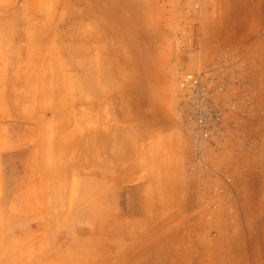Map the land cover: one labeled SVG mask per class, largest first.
I'll use <instances>...</instances> for the list:
<instances>
[{
  "label": "rangeland",
  "instance_id": "374dc122",
  "mask_svg": "<svg viewBox=\"0 0 264 264\" xmlns=\"http://www.w3.org/2000/svg\"><path fill=\"white\" fill-rule=\"evenodd\" d=\"M158 1L144 20L133 0H0V264L62 263L44 253L77 228L94 235L90 216L99 236L111 235L117 212L127 226L132 189L130 204L123 197L147 173L177 174L204 193L225 186L253 194L259 172L264 188V117L255 102L245 108L213 86L217 130L210 139L190 130L174 64L206 69L185 53L191 18L177 19L191 5ZM96 126L104 132H89ZM96 135L98 144H79ZM246 199L255 219V198ZM256 225L253 264H264ZM235 246L233 264H250Z\"/></svg>",
  "mask_w": 264,
  "mask_h": 264
},
{
  "label": "crops",
  "instance_id": "0c3cea01",
  "mask_svg": "<svg viewBox=\"0 0 264 264\" xmlns=\"http://www.w3.org/2000/svg\"><path fill=\"white\" fill-rule=\"evenodd\" d=\"M152 3L153 0H133L128 6L141 10L143 5L142 19L146 20V5ZM158 3L165 8L173 3L191 5V12L182 11L181 18L180 14L177 16L183 20L187 15L193 22L190 29L182 28L190 41L187 51L183 44L180 50L186 51V55L191 53L195 60H203L200 68L211 71L214 86L224 93L234 92L245 108L250 109L255 102L256 115L264 117V0H159ZM176 37L179 39V35ZM86 129L81 133L87 132ZM89 132L104 131L96 126ZM86 138L81 136L79 144H98L102 137L96 135L89 142ZM111 144H119V139L112 137ZM262 176L256 174L257 188L253 194L225 186L204 193L185 187L177 174L147 173L144 183L129 187L123 197L124 203L130 204L132 189L127 226L121 220L125 212L121 216L117 212L112 218L111 235L99 236L98 224L90 216L88 224L94 235H77V228L75 235L64 237L62 242L56 240L55 246L60 247L44 253L43 258L48 262L62 261L60 264H233L237 261L233 249L236 250L238 240L245 260L253 264L251 221L258 225L255 236L264 243ZM248 195L255 198V219L247 216ZM112 198L119 209L120 192L117 190Z\"/></svg>",
  "mask_w": 264,
  "mask_h": 264
},
{
  "label": "built area",
  "instance_id": "2783aa9c",
  "mask_svg": "<svg viewBox=\"0 0 264 264\" xmlns=\"http://www.w3.org/2000/svg\"><path fill=\"white\" fill-rule=\"evenodd\" d=\"M177 68V85L187 105L189 128L194 137L210 139L221 119V108L212 83L215 78L209 69L197 72L183 70L180 66Z\"/></svg>",
  "mask_w": 264,
  "mask_h": 264
},
{
  "label": "bare ground",
  "instance_id": "6f19581e",
  "mask_svg": "<svg viewBox=\"0 0 264 264\" xmlns=\"http://www.w3.org/2000/svg\"><path fill=\"white\" fill-rule=\"evenodd\" d=\"M177 65H178V63H175V68H174V74H175V76L177 75ZM198 71V70H197ZM217 71V70H216ZM176 83H177V78H176ZM176 92H178V91H176ZM220 93V92H219Z\"/></svg>",
  "mask_w": 264,
  "mask_h": 264
}]
</instances>
